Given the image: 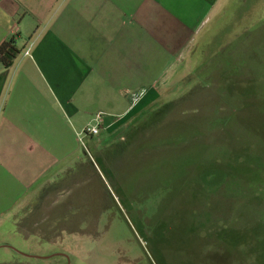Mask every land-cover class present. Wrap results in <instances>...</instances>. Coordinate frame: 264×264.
Instances as JSON below:
<instances>
[{"label": "rangeland", "instance_id": "374dc122", "mask_svg": "<svg viewBox=\"0 0 264 264\" xmlns=\"http://www.w3.org/2000/svg\"><path fill=\"white\" fill-rule=\"evenodd\" d=\"M257 7L259 12V3ZM204 30L191 36L188 53L164 58L157 65L159 73L172 61L158 76V96L119 133V150L112 146L95 152L102 134L82 135L81 159L71 164L67 182L41 189L39 198L18 207V216H0V264L234 262L227 249L213 245L209 226L216 213L229 228L233 211L239 208L235 203L244 202L245 218L251 199L243 187L248 190L245 181L252 184L248 180L252 172L240 163L264 159V132L256 133L259 117L248 111L255 110L250 100L253 84L238 81L250 80L248 68L247 75L228 80V60L222 51L211 57L218 74L206 75L207 66L203 73L201 66L196 67L200 61L195 43L211 38ZM256 30L253 27L247 45L252 50L245 56L246 64L253 66L264 63V34ZM235 60L236 64L239 55ZM235 68L230 67L232 74L239 73ZM230 160L236 174L244 177L230 179L223 171L216 172L218 165ZM208 165L215 170V180L207 179L212 184L206 182L209 172H202ZM263 187L264 183L259 196H250L264 204Z\"/></svg>", "mask_w": 264, "mask_h": 264}, {"label": "crops", "instance_id": "0c3cea01", "mask_svg": "<svg viewBox=\"0 0 264 264\" xmlns=\"http://www.w3.org/2000/svg\"><path fill=\"white\" fill-rule=\"evenodd\" d=\"M253 27L264 34V0H0V42L12 36L18 50L9 66L0 63V216H18V207L39 198L41 189L70 179L85 125L96 124L95 135L102 134L95 152L119 150V133L158 96V76L172 61L159 73L157 65L188 53L201 29L211 38L195 43L196 67L218 74L211 57L222 51L228 80L247 75L248 68L250 80L238 81L254 86L255 110L248 111L262 118L256 128L262 134L264 63L245 61ZM262 180L254 186L245 181L251 199L245 218L244 202L235 203L227 229L232 264L264 260V204L250 196L262 193Z\"/></svg>", "mask_w": 264, "mask_h": 264}, {"label": "trees", "instance_id": "16d2710c", "mask_svg": "<svg viewBox=\"0 0 264 264\" xmlns=\"http://www.w3.org/2000/svg\"><path fill=\"white\" fill-rule=\"evenodd\" d=\"M14 42H15V40L12 36L7 38L6 40H3L0 42V63L4 67H7L11 64L12 59L14 58L15 54L18 51L14 45ZM261 135H263V134H261ZM263 161H264V159H263ZM240 165H247L246 169L251 170L252 173L250 174L249 177H252V178L251 179L249 178V179H250V181H252L253 186L261 183L262 178L260 180L259 176L261 174H262V176L264 175V162H262L261 164H259L258 162L256 164H254V163L249 164L247 161H246V163H244V160H243V162L240 163ZM208 166L210 168L206 169V166H204L202 168V172H203V174H204V172H206V173L209 172V174H207V176L205 175L206 182H209V181H207V179L214 181L215 179L213 178L212 172H215V170L211 168V167H213V165H208ZM233 167H235V166L232 163V160H230V161L223 162L220 166L218 165L217 168H215V169H216V172L223 171L225 174H227L229 176L230 179H233L234 177H236L237 179H241L242 177H244V175L240 174L239 172L237 175L236 171H235L236 168L233 169ZM259 173H260V175H259ZM221 181H223V180H221ZM262 181L264 182V179ZM210 184H212V183H210ZM218 187H219V184H218ZM223 221L221 220V218L217 217V215L215 213V220H213L212 224L209 227H210V235H212V238H213V241H212L213 245H215L216 247L219 246L220 248H222V251H226V249L229 246L228 241H230V240L228 239V237L230 234L227 230L228 228L226 229L225 223ZM200 227L202 228L203 224H201ZM223 248H224V250H223Z\"/></svg>", "mask_w": 264, "mask_h": 264}, {"label": "built area", "instance_id": "2783aa9c", "mask_svg": "<svg viewBox=\"0 0 264 264\" xmlns=\"http://www.w3.org/2000/svg\"><path fill=\"white\" fill-rule=\"evenodd\" d=\"M27 53H28V49H24L23 54L25 55ZM98 118L99 116L97 115L95 119L97 120ZM97 133H98V127L96 124L95 125H85L81 131V134L85 136H93Z\"/></svg>", "mask_w": 264, "mask_h": 264}]
</instances>
